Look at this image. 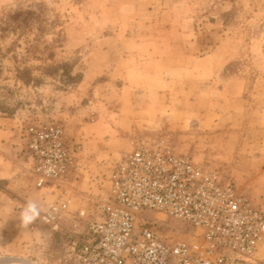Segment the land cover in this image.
<instances>
[{"label": "rangeland", "instance_id": "obj_1", "mask_svg": "<svg viewBox=\"0 0 264 264\" xmlns=\"http://www.w3.org/2000/svg\"><path fill=\"white\" fill-rule=\"evenodd\" d=\"M154 35L170 40L157 43ZM195 36L234 53L229 69L246 79L244 99L251 107L243 120L250 117L251 129L239 140L242 158L232 157L234 139L213 135L220 127L201 129L187 117L190 80L211 77L176 74L191 63L183 51H198L189 40ZM129 52L136 57L131 63L125 62ZM156 54L161 71L144 76L135 70L138 59ZM117 60L120 69L131 71L128 88H120L122 74H114L115 68L103 67ZM195 68L206 72L200 64ZM201 90L210 94L205 86ZM255 109L264 114V0H0V174L18 177L0 179V264H71L64 236L35 225L24 206L14 208L17 199L38 204L53 199L35 187L30 174L22 136L28 124H59L77 152L82 169L65 182L72 208L108 195L109 173L138 137L163 134L175 152L223 169L264 211V132L252 117ZM6 128L14 131L8 139L1 132ZM12 159L18 162L16 174ZM93 176L100 185L91 182ZM146 217L162 234L197 247V237L181 222L162 214ZM239 264H264V243Z\"/></svg>", "mask_w": 264, "mask_h": 264}, {"label": "built area", "instance_id": "obj_2", "mask_svg": "<svg viewBox=\"0 0 264 264\" xmlns=\"http://www.w3.org/2000/svg\"><path fill=\"white\" fill-rule=\"evenodd\" d=\"M22 136L35 187L53 199H17L14 208L64 236L71 264H239L264 243V211L223 169L175 152L163 134L138 137L109 173L108 195L76 208L65 182L82 168L61 126L28 124ZM91 182L101 183L98 176ZM146 213L181 222L197 247L162 234Z\"/></svg>", "mask_w": 264, "mask_h": 264}, {"label": "crops", "instance_id": "obj_3", "mask_svg": "<svg viewBox=\"0 0 264 264\" xmlns=\"http://www.w3.org/2000/svg\"><path fill=\"white\" fill-rule=\"evenodd\" d=\"M260 35L261 34L259 33L256 34L253 38V41L256 42ZM181 37L184 38L185 36L181 35ZM130 38L132 37H125V39L127 40H130ZM153 38L156 40L157 43L161 41L167 42L170 40V37L167 35L165 37H161L160 35H154ZM189 40L191 41V44L193 42L199 49L198 51H193L189 53L183 51V59H189L191 63L187 67L183 66L182 68L178 67L179 70L175 69L176 74L181 73L179 75H198L199 73H209L211 74V77L209 76L201 80H199L198 78L196 80H190L192 92L190 94V97L188 98V106L190 107L191 111H189L187 117H189V121L191 123H199V127L201 129L203 128V126H210V124L212 123H214L215 127H220V132H216V130H213V135L218 136V134H220V138L222 139H234L235 147L233 148V150H235V156L232 155V157L242 158V156H239V154L237 153L240 150L239 147H241V142L239 140L243 139L244 133H246L247 130L251 129L249 126L246 125L247 123H251V120H249L250 117L248 118L247 123L243 120L245 108L247 107V105L250 106L251 104L250 102L248 103L244 99L246 79L241 73L237 71H231L229 69V63L235 57L234 53H224L217 50V46H214L215 42L213 44L209 43L210 40H208V38H206V40L204 41L195 36ZM129 59H136L134 52L128 53V57L125 59V62L129 61L131 63ZM161 59L162 57L159 56V54H156L155 57H151L150 59H143L142 61L138 59L135 63L134 68L135 70H137V72L141 73L144 76L155 75L157 74V72L161 71ZM199 62H205L207 63V65L205 66L204 64H201ZM104 63L105 64H103V67L106 68L112 66V68H115L117 70L114 74H122V82L119 83L120 88H128V75L131 73V71L128 68L120 69V67L118 66L119 60H117L115 64L109 62ZM197 64H200L203 68H205L206 72H204V70H196L195 65ZM169 73H171V70L169 71ZM213 76L217 77L214 78ZM215 79H217L216 87L212 88ZM175 83H177V81ZM204 86L206 88V92H208L209 88L210 94H206L201 90V87ZM144 88L147 87L145 86ZM215 88L218 89L215 90ZM223 94L224 96H222ZM217 98H219V100ZM252 105H254L255 107L258 106L256 101H253ZM252 117L253 119H258L257 125L259 126H257V128L258 130L261 129L260 131L264 132V114L261 115L257 111V109H255L252 113ZM10 120L11 119L9 118L2 119L4 124L8 126L12 125V121L10 122ZM1 132L6 136V139H8V135L14 131H11V128H6L1 130ZM206 133H209V131H207ZM2 156H4V154H2ZM12 161L14 163V166L11 170L14 174H16L15 170L18 169V162H16L14 159H12ZM9 176L10 174H0V179ZM14 176L15 177L10 176V178H18L16 177L17 175ZM80 176L82 178V175ZM10 182L12 181L8 180V183ZM83 195L88 196V194L86 193H84Z\"/></svg>", "mask_w": 264, "mask_h": 264}]
</instances>
